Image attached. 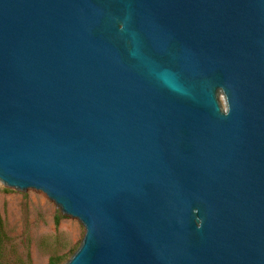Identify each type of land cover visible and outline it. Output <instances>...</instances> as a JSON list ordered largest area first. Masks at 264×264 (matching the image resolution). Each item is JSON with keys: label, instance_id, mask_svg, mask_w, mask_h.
<instances>
[{"label": "water", "instance_id": "obj_1", "mask_svg": "<svg viewBox=\"0 0 264 264\" xmlns=\"http://www.w3.org/2000/svg\"><path fill=\"white\" fill-rule=\"evenodd\" d=\"M0 182L64 264H264V0H0Z\"/></svg>", "mask_w": 264, "mask_h": 264}, {"label": "rangeland", "instance_id": "obj_2", "mask_svg": "<svg viewBox=\"0 0 264 264\" xmlns=\"http://www.w3.org/2000/svg\"><path fill=\"white\" fill-rule=\"evenodd\" d=\"M0 215L6 234L1 264H47L50 256L59 257L58 264H64L85 232L77 218L61 214L44 192L23 191L1 182Z\"/></svg>", "mask_w": 264, "mask_h": 264}, {"label": "trees", "instance_id": "obj_3", "mask_svg": "<svg viewBox=\"0 0 264 264\" xmlns=\"http://www.w3.org/2000/svg\"><path fill=\"white\" fill-rule=\"evenodd\" d=\"M58 223H59V218L55 217V225H58ZM5 238H6V234L3 230V223H2V218L0 215V258H1V253H2V245H3ZM59 260L60 259L57 256H50L47 264H58ZM0 264H1V261H0Z\"/></svg>", "mask_w": 264, "mask_h": 264}]
</instances>
